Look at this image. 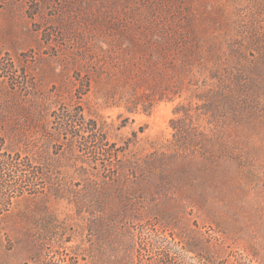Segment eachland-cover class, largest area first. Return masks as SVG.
Returning <instances> with one entry per match:
<instances>
[{"label": "rangeland", "instance_id": "1", "mask_svg": "<svg viewBox=\"0 0 264 264\" xmlns=\"http://www.w3.org/2000/svg\"><path fill=\"white\" fill-rule=\"evenodd\" d=\"M0 147L42 174L15 207L66 228L55 259L263 264L264 0H0Z\"/></svg>", "mask_w": 264, "mask_h": 264}, {"label": "trees", "instance_id": "2", "mask_svg": "<svg viewBox=\"0 0 264 264\" xmlns=\"http://www.w3.org/2000/svg\"><path fill=\"white\" fill-rule=\"evenodd\" d=\"M76 117V115L73 117L63 109L61 119L58 116L54 118L56 124L61 122V125L64 126L63 128L59 127L55 129L57 133L68 135V128H71L70 123L76 120ZM67 148L72 152V147L70 149L69 147ZM78 148H80V152L88 154L91 152L97 153L98 151L97 154L103 156V172L107 175L106 179H117V172L121 169H119V166L112 165L115 159L112 149L95 147L92 149L96 151H91V147ZM17 153L0 147V249L3 248L7 251L12 246V243H15L19 246L33 247L35 252L24 263H11L7 260L5 251H2V253L0 251V264H79L76 258L70 257L71 255H66V252H63V250L57 259L49 255L50 251L48 254L45 253V250H48L53 244L59 242L61 237L66 234V228L56 224L45 205L34 203L22 209L15 207V201L17 203L18 198L23 199L29 196L27 199L33 202L34 199L30 198L46 190L45 185L40 180L42 174L37 168L32 166L33 159L27 155ZM95 163L97 162L95 161ZM179 172L184 171L180 169ZM56 192L60 193L58 190ZM118 194L124 200L122 191ZM128 196L132 197L133 195ZM105 201L106 199L103 198L104 203ZM120 216L121 214L119 213H110L109 218H111L114 224H111L112 226H109L108 229L113 230V227L117 228L116 224L118 225ZM13 234L17 235V237H12ZM64 241L68 242L69 240ZM6 244L8 245L5 246ZM74 254L76 255V253ZM195 254L204 261V264H214L208 257H203L198 253ZM166 260L167 258L161 264H176L172 262L171 258V261ZM256 263L260 264L257 261ZM122 264L132 263L126 262Z\"/></svg>", "mask_w": 264, "mask_h": 264}]
</instances>
